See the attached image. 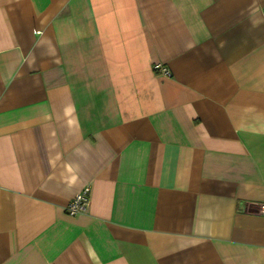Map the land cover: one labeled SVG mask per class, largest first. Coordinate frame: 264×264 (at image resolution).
Returning a JSON list of instances; mask_svg holds the SVG:
<instances>
[{
    "label": "crops",
    "instance_id": "0c3cea01",
    "mask_svg": "<svg viewBox=\"0 0 264 264\" xmlns=\"http://www.w3.org/2000/svg\"><path fill=\"white\" fill-rule=\"evenodd\" d=\"M263 10L0 0V264H264Z\"/></svg>",
    "mask_w": 264,
    "mask_h": 264
},
{
    "label": "built area",
    "instance_id": "2783aa9c",
    "mask_svg": "<svg viewBox=\"0 0 264 264\" xmlns=\"http://www.w3.org/2000/svg\"><path fill=\"white\" fill-rule=\"evenodd\" d=\"M264 15V10L262 12ZM154 69L160 70L161 73L169 75L170 71L167 67L156 64ZM90 200V187L84 186L78 193H76L66 204L65 209L69 215H76L78 213H83L87 210ZM261 212H264V204L261 205Z\"/></svg>",
    "mask_w": 264,
    "mask_h": 264
}]
</instances>
